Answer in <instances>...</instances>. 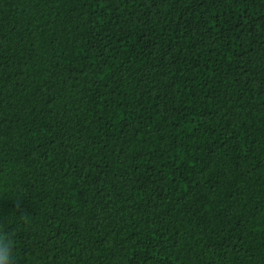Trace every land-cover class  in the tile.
Instances as JSON below:
<instances>
[{
    "label": "trees",
    "instance_id": "trees-1",
    "mask_svg": "<svg viewBox=\"0 0 264 264\" xmlns=\"http://www.w3.org/2000/svg\"><path fill=\"white\" fill-rule=\"evenodd\" d=\"M0 224L13 264H264V0H0Z\"/></svg>",
    "mask_w": 264,
    "mask_h": 264
},
{
    "label": "clouds",
    "instance_id": "clouds-1",
    "mask_svg": "<svg viewBox=\"0 0 264 264\" xmlns=\"http://www.w3.org/2000/svg\"><path fill=\"white\" fill-rule=\"evenodd\" d=\"M20 218L27 222L26 214H21ZM13 245L11 234L4 230L3 225L0 224V264H13Z\"/></svg>",
    "mask_w": 264,
    "mask_h": 264
}]
</instances>
